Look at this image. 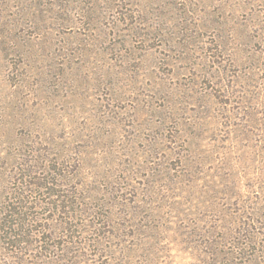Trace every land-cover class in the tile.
Instances as JSON below:
<instances>
[{
	"label": "rangeland",
	"instance_id": "rangeland-1",
	"mask_svg": "<svg viewBox=\"0 0 264 264\" xmlns=\"http://www.w3.org/2000/svg\"><path fill=\"white\" fill-rule=\"evenodd\" d=\"M0 264H264V0H0Z\"/></svg>",
	"mask_w": 264,
	"mask_h": 264
}]
</instances>
